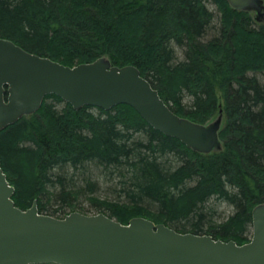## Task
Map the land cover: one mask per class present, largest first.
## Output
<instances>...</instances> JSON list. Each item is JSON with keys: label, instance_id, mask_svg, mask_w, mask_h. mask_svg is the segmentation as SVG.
I'll list each match as a JSON object with an SVG mask.
<instances>
[{"label": "trees", "instance_id": "obj_1", "mask_svg": "<svg viewBox=\"0 0 264 264\" xmlns=\"http://www.w3.org/2000/svg\"><path fill=\"white\" fill-rule=\"evenodd\" d=\"M243 35L258 43L247 61L237 45ZM0 38L67 67L102 57L134 66L195 123L222 114L221 150L200 154L128 105L74 110L48 95L36 113L0 130V163L18 208L36 201L39 213L55 206L50 215L62 219L85 199L123 225L144 218L250 241L251 212L264 204V22L223 0H0Z\"/></svg>", "mask_w": 264, "mask_h": 264}, {"label": "water", "instance_id": "obj_2", "mask_svg": "<svg viewBox=\"0 0 264 264\" xmlns=\"http://www.w3.org/2000/svg\"><path fill=\"white\" fill-rule=\"evenodd\" d=\"M264 17L263 0H223ZM48 95L70 104L109 111L128 105L154 130L187 148L221 150L222 115L207 125L175 114L134 66L108 59L67 67L0 38V130L36 113ZM0 163V264H264V204L251 212L252 236L238 245L209 235L177 232L144 218L123 225L103 213L42 215L37 202L22 210Z\"/></svg>", "mask_w": 264, "mask_h": 264}, {"label": "rangeland", "instance_id": "obj_3", "mask_svg": "<svg viewBox=\"0 0 264 264\" xmlns=\"http://www.w3.org/2000/svg\"><path fill=\"white\" fill-rule=\"evenodd\" d=\"M264 2V0H263ZM208 7L209 9L213 10V11H217L216 9V6L209 2L208 4ZM218 14V12H216ZM255 17V13H252ZM259 22H264V17L260 18ZM244 37V35H243ZM211 37H207L206 40H209ZM245 39H243L239 44H237L239 46V48L241 49V54H242V60L244 61H247V59L250 57H252V51L254 50V47L256 45H258V43L256 45L254 44H250V40L248 39V37H244ZM246 39L248 41H246ZM105 58V57H103ZM107 59V58H106ZM110 62V61H109ZM175 113V112H174ZM176 114V113H175ZM221 114V109L216 112L213 116H212V119L209 123H212L213 121H215L218 116ZM178 115V114H177ZM222 115V114H221ZM179 116V115H178ZM181 117V116H180ZM208 123V124H209ZM97 197H99L100 199H104L105 195H103V193H98L96 195ZM78 203V206H77V209H80V210H77L76 212H80V213H83V214H88V215H94L97 211H95V209H93L91 206H89L88 204V201L85 200V199H79V201L77 202ZM56 207L55 206H49V209L41 212L42 215H47V216H51L50 213L53 212V210L55 209ZM218 212L220 214L221 217H225V215L228 214L229 210H228V207L226 206H221L218 208ZM69 210H67L68 212ZM71 212V211H70ZM73 212V211H72ZM69 213V212H68ZM225 213V214H224ZM54 217V216H53ZM217 223V222H216ZM252 236V229H250V232L247 234V237L250 239ZM247 243V242H246ZM245 244V243H244Z\"/></svg>", "mask_w": 264, "mask_h": 264}]
</instances>
